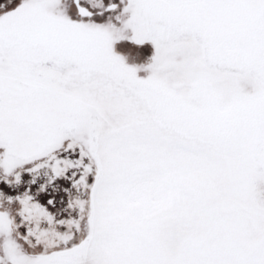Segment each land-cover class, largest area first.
Wrapping results in <instances>:
<instances>
[{
  "label": "snow or ice",
  "instance_id": "6c2138e0",
  "mask_svg": "<svg viewBox=\"0 0 264 264\" xmlns=\"http://www.w3.org/2000/svg\"><path fill=\"white\" fill-rule=\"evenodd\" d=\"M0 264H264V0H0Z\"/></svg>",
  "mask_w": 264,
  "mask_h": 264
}]
</instances>
